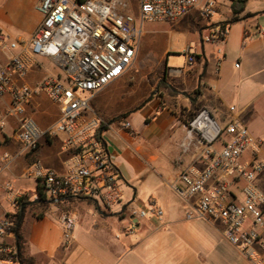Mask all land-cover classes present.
Returning a JSON list of instances; mask_svg holds the SVG:
<instances>
[{
  "label": "crops",
  "instance_id": "obj_1",
  "mask_svg": "<svg viewBox=\"0 0 264 264\" xmlns=\"http://www.w3.org/2000/svg\"><path fill=\"white\" fill-rule=\"evenodd\" d=\"M1 2L13 17L0 9V33L11 42H28L41 20L38 0H29L26 6L19 0ZM216 13L222 17L217 23L202 20L196 11L176 21L186 22L191 44L180 52L185 57L182 68L163 69L161 58L153 66L140 63L137 51L131 67L93 97L92 105L103 120L98 134L129 190H122V201L111 209L98 207L89 199H72L50 204L37 218V208L29 207L20 227L18 264H250L224 239L220 222L187 219L188 203L172 189L180 172L192 163V155L181 150L182 122L199 109H207L219 125L238 120L253 137L264 139V0H248L244 12L232 23H228L230 4L219 6L213 16ZM220 27L228 29L225 41H206ZM188 53L195 58L191 64L187 63ZM12 54L0 48V64ZM133 67L137 72L130 74ZM60 74L50 60L38 56L25 82L34 88L46 77ZM161 76L168 79V86L158 87ZM157 87L151 101L140 107ZM128 99L136 100L135 104L121 107ZM10 104L8 94L0 95V116ZM25 114L46 129L57 121L59 109L39 92L25 105ZM125 121L131 129L123 128ZM16 129L17 119L9 118L0 131V216L17 209L6 195V185L20 197L38 199L39 185L26 176L34 157L57 173L66 170L62 135L46 137L32 156L20 153ZM5 154L9 157L3 160ZM259 155L264 159V147ZM256 183L264 191V172ZM152 208L160 210V218L151 214ZM131 210H147V214L137 219L134 233L126 235ZM65 214L74 219L68 250L60 247V219Z\"/></svg>",
  "mask_w": 264,
  "mask_h": 264
},
{
  "label": "built area",
  "instance_id": "obj_2",
  "mask_svg": "<svg viewBox=\"0 0 264 264\" xmlns=\"http://www.w3.org/2000/svg\"><path fill=\"white\" fill-rule=\"evenodd\" d=\"M233 1L138 0L136 19L128 0H38L41 20L28 42H11L0 33V48L14 52L0 64V95L11 98L0 116V131L7 119L16 118L20 153L32 156L46 137L63 136L61 150L67 154L63 173L46 168L36 157L26 170L47 199L57 204L84 198L105 209L120 204L119 174L96 137L103 120L92 105L93 97L131 67L144 23H173L191 11L209 21L219 6ZM227 33L226 27H220L205 39L222 44ZM38 56L50 60L61 74L46 77L32 88L25 78ZM186 58L189 64L195 60L190 53ZM39 92L59 109L57 121L46 129L25 114V105ZM122 125L131 129L127 121ZM181 127V150L192 155V163L180 172L172 189L188 203L186 218L220 222L231 246L250 264H264V191L256 183L264 172V159L259 155L264 139L253 137L238 120L219 125L204 108L185 119ZM8 157L5 154L3 160ZM5 191L18 209L20 195L10 185ZM150 212L160 218L158 208ZM146 214L147 210H131L124 233H134L137 219ZM60 224V247L68 250L74 219L65 214ZM12 226L9 214L0 216V264L18 262Z\"/></svg>",
  "mask_w": 264,
  "mask_h": 264
},
{
  "label": "rangeland",
  "instance_id": "obj_3",
  "mask_svg": "<svg viewBox=\"0 0 264 264\" xmlns=\"http://www.w3.org/2000/svg\"><path fill=\"white\" fill-rule=\"evenodd\" d=\"M24 6H26L29 0H19ZM130 3L133 13L138 18V0H128ZM23 7V6H22ZM0 9H4L6 13L13 17V12H9L7 10V5L5 3H0ZM17 15V12L14 13ZM222 19L218 13H216L211 20L214 23H217L218 20ZM186 22L183 21L181 23L173 22V23H144L142 25V34L139 38L138 43H135V47L137 51L140 53V63H150L152 66L156 65L161 58L160 66L161 68L170 70L172 68H182L184 65V55L181 54V50L185 49L187 45H191L188 41V37L186 35ZM150 50L149 53L146 50ZM166 49L168 51L166 52ZM180 53V55H177ZM138 62V64H140ZM159 67V66H158ZM137 72V68L133 67L130 70V74H134ZM136 100H127L122 103L121 107L134 105ZM140 105V104H139ZM32 186H33V180ZM121 189L126 192L129 190V187L121 182H118ZM35 193V188L32 189ZM128 193V192H127ZM142 200L144 203L145 200L142 198H137ZM49 200V199H48ZM147 209V207H145ZM37 211H39L37 209ZM18 264V263H14Z\"/></svg>",
  "mask_w": 264,
  "mask_h": 264
},
{
  "label": "trees",
  "instance_id": "obj_4",
  "mask_svg": "<svg viewBox=\"0 0 264 264\" xmlns=\"http://www.w3.org/2000/svg\"><path fill=\"white\" fill-rule=\"evenodd\" d=\"M248 0H234L232 3H230V9H231V13H232V18L229 20L228 23H232L235 20L239 19V16L244 12L245 10V6ZM227 22L224 24H228ZM199 58V56H198ZM169 82L168 79L165 77L164 80L161 79V81L159 82V88L161 87H166L168 86ZM102 143V139L100 137L99 134H97L96 136ZM37 193H38V203H33L30 204L31 200L27 195H22L19 199H18V203H19V207L18 209L15 210L14 213L9 214L12 219H13V226L11 227V231L17 235L18 240H17V244H18V249H17V261L20 262L21 260V244H22V237L20 235V227H21V223L23 220V216L25 211L29 208H37L39 210V212L36 213V217L37 218H41L43 216V213L47 210V208L49 207L50 203L49 200L45 197L44 192L42 191L41 187L38 186L37 188ZM72 199H69L65 202H68ZM22 207V210L21 209Z\"/></svg>",
  "mask_w": 264,
  "mask_h": 264
},
{
  "label": "water",
  "instance_id": "obj_5",
  "mask_svg": "<svg viewBox=\"0 0 264 264\" xmlns=\"http://www.w3.org/2000/svg\"><path fill=\"white\" fill-rule=\"evenodd\" d=\"M200 45H201V49H203V40L201 39L200 40ZM205 61V60H204ZM206 66V65H205ZM201 79V76L199 77V80ZM158 91V88H156L155 89V91H153L150 95H149V97L142 103V105H140V107H143L146 103H148V102H150L151 101V99H152V97L155 95V93ZM139 107V108H140ZM39 202V200L38 199H35V200H33V201H31L30 202V204H33V203H38ZM49 203L50 204H53L54 203V201L53 200H49ZM22 207L23 206H21V209L20 210H22ZM15 240H16V247H17V249H18V244H17V240H18V237H17V235H15Z\"/></svg>",
  "mask_w": 264,
  "mask_h": 264
},
{
  "label": "flooded vegetation",
  "instance_id": "obj_6",
  "mask_svg": "<svg viewBox=\"0 0 264 264\" xmlns=\"http://www.w3.org/2000/svg\"><path fill=\"white\" fill-rule=\"evenodd\" d=\"M164 78H165V76H161V78H160L159 82L161 81V79H163V80H164ZM159 82H158V87H159ZM158 87H157V88H158Z\"/></svg>",
  "mask_w": 264,
  "mask_h": 264
}]
</instances>
